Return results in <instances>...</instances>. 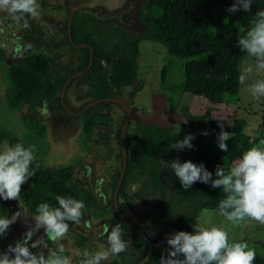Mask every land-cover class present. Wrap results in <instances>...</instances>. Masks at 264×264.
Here are the masks:
<instances>
[{
	"label": "trees",
	"instance_id": "1",
	"mask_svg": "<svg viewBox=\"0 0 264 264\" xmlns=\"http://www.w3.org/2000/svg\"><path fill=\"white\" fill-rule=\"evenodd\" d=\"M233 2L234 0H145L138 9V26L135 29L111 21L97 20L85 11H76L70 22L71 42H68L64 23L58 39L44 41L31 37L32 41L29 42L26 38L24 44H31L35 51L29 49L14 61L6 62L0 48V69L6 80L3 91L5 107L8 111L15 112L23 128L37 138H42L45 131L37 113V109L43 105L53 121L62 124L70 118L72 123L80 121L85 140L96 148L103 165L113 164L108 161L107 153L111 151V146L107 143L114 138L118 167L113 173V192L121 171L119 135L124 115L119 106L109 100L124 95L129 89L128 98L131 100L141 91L136 64L139 42L157 44L168 55L183 62V81L180 86L183 95L204 99L212 106L234 104L244 55L237 46V41L246 33L254 13L264 10V0H254L251 12L240 10L229 13L227 9ZM80 45L91 49V66L85 74L72 78L65 84L70 77L84 71L88 65L90 52L74 47ZM165 76L166 69L163 67L160 72L162 83ZM75 86L84 88L85 96L80 104L71 105L69 95ZM63 87L61 101L59 94ZM95 101L100 102L86 108L88 103ZM84 108L86 109L80 116L71 117V113L76 114ZM115 109L121 114H116ZM210 112L209 108L203 114L195 116L189 113L186 106H181L183 129L180 131L138 120H130L127 125L124 139L126 166L117 199H122L127 209L140 219L143 215L133 209L134 204L150 208V217L154 218L156 226H160L150 240L152 244L163 240L167 227L175 232H191L193 221L200 212L205 209L214 211L219 200L224 198L221 189L200 182H195L185 191L170 168L172 160L203 164L215 179L217 166L229 169L244 151L259 143L257 139H250L245 148L229 153L221 151L215 140L203 141L193 129L206 127L220 132L219 125L223 124V130L230 135H240L244 127L241 119L221 123L214 120ZM260 114V125L264 128V98ZM188 134L194 136L191 149H170L171 144ZM3 141H7L9 146L19 143L0 124V145ZM33 168L35 175L22 186L20 199L16 200L30 216L35 215V208L40 203L47 202L56 206V195L82 199L85 203L84 212L95 206L96 197L89 191L86 183H79L74 178L75 166H45L35 160ZM110 208L112 213L103 219L104 225L110 229L115 224H121L124 238L131 241V246L103 264H138L146 256V242L134 232L139 230L136 225L124 216L118 217L112 200ZM117 208L121 213L122 208L119 205ZM6 213V206L0 204V216H6ZM103 239L106 245L105 231ZM74 243L82 250L92 251L91 243L81 235L75 236ZM139 245L142 248L137 251ZM64 254L67 255V252ZM160 257L152 253L147 264H159ZM255 264H264V248L260 254L256 253Z\"/></svg>",
	"mask_w": 264,
	"mask_h": 264
},
{
	"label": "clouds",
	"instance_id": "2",
	"mask_svg": "<svg viewBox=\"0 0 264 264\" xmlns=\"http://www.w3.org/2000/svg\"><path fill=\"white\" fill-rule=\"evenodd\" d=\"M253 2L234 0L227 11L251 12ZM39 9L38 0H0V14H3L0 15V24L7 17L27 29L30 27L29 19L40 16ZM14 43L19 55L29 49L35 51L31 44ZM237 46L252 60L240 72L239 83L244 84L251 78L252 83L248 85L250 95L257 100L264 98V79L255 78L258 74H264V10L254 13L250 26L238 39ZM219 126L221 131L216 142L218 148L226 152V141L230 139V134L223 130V124ZM202 134L207 135V132ZM193 139L194 136L188 134L171 144L170 149H191ZM35 160L31 145L16 143L0 150V200L20 199L22 186L35 175ZM170 168L185 191L195 182L222 190L224 198L219 200L217 208L211 213L205 209L202 217L219 215L233 227H240L249 219L264 225V139L244 151L229 169L217 166L215 179L203 164L197 165L191 161L181 163L178 159L172 160ZM55 201L56 206L47 202L38 204L35 215L30 216L34 222L31 225L26 214L20 210L10 217L0 216V238L18 220H23L26 225L23 238L10 244L5 251H0V264H73V260L64 254L66 249L62 241L67 237L70 225L79 224L83 219L85 203L82 199L64 195H56ZM192 228V232L177 231L166 239L169 249L166 256L160 257L159 264H255V249L245 241H230L224 227L211 226L205 220L204 223L195 222ZM104 231L107 234L106 245H101L95 252L85 249L80 264H103L128 249L129 241L124 238L121 224H115L110 229L105 227ZM33 249L38 251L34 252Z\"/></svg>",
	"mask_w": 264,
	"mask_h": 264
},
{
	"label": "rangeland",
	"instance_id": "3",
	"mask_svg": "<svg viewBox=\"0 0 264 264\" xmlns=\"http://www.w3.org/2000/svg\"><path fill=\"white\" fill-rule=\"evenodd\" d=\"M143 1L89 0L88 6L97 18L107 19L122 16L126 20L133 21V13ZM129 10L133 12L127 15L126 11ZM17 29V24L7 17H5L4 23L0 24V47L3 51L8 49L7 55L5 56L6 62L14 61L20 56L15 51L14 42L17 39H14L12 45H10V37ZM49 31L52 35L54 29L50 28ZM138 52L139 55L136 60L138 83L142 85V89L131 100L128 99L130 89L127 90L126 94L118 98L128 109L130 108V120L152 122L159 126L173 127L175 130L180 131L183 129L180 113L181 106H186L189 113L195 116L203 114L205 110L210 108L211 117L218 122L228 123L235 118L244 121L242 133L240 135H230V139L226 141L228 146L227 152L234 153L245 148L250 139H257L259 142L264 139V128L260 125L263 98L257 100L250 95L248 85L252 83L251 78L244 84L239 83L237 99L234 104L212 106L204 99L182 94L180 91V86L183 81L182 61L168 55L161 46L148 41L139 42ZM249 63H252V60L244 52L240 72ZM163 67L166 69V76L162 83L160 81V72ZM255 78L264 79V74H258ZM5 86V74L0 69V124L10 131L19 143L34 147V155L36 156L37 162L45 166L54 167L75 166L74 178L76 181L79 183L85 182L90 191L97 197L95 206L89 208L87 211L86 216L88 221L94 226L101 224L100 220L112 213V209L110 208L113 186L112 179L113 173L118 167V158L115 157L117 149L114 138H111L109 141L111 151L107 153L108 161L113 162V166L103 165L100 162L96 148L93 144L91 145L85 140L80 121L74 126L53 121L44 105L37 109V113L42 119L45 131L42 138H37L23 128L15 112L6 109L3 101ZM84 96L85 89L80 86H75L69 95L70 104H80ZM114 112L121 114L118 109H115ZM192 131L197 133L203 141H216L219 133L206 127H198ZM204 132H207V135H203L202 133ZM6 146H9L7 141H3L0 145V150ZM117 202L121 204L122 215L146 233L149 238L155 235L160 226L158 227L154 224V218L152 216L150 217V208L148 206L134 204L133 209L143 215L140 219L133 215L121 200ZM203 212L204 210L200 212L199 216L193 221V224L195 222L204 223L207 220L211 226H222L228 231L230 241H245L251 248L255 249L257 254L262 252L264 248V225L256 221L246 220L240 227H233L219 215L202 217ZM209 212L211 213L213 211ZM72 231L73 229L70 228L69 232ZM174 233L175 231L172 228H166L163 241L160 244L152 246V253L166 256V250L169 249L166 239ZM66 238L70 240V238L72 239V235L69 236L68 234ZM96 240L98 241L97 249L99 250L102 245V237ZM127 240L129 241V246H131V241L129 239ZM15 241H18V236L13 233H7L3 238H0V251H5ZM72 245V241L66 243V247H72ZM53 246L50 245V247ZM141 248L139 245L136 250L140 251ZM33 251H38V249H33ZM80 256L82 257V251L80 250H76L69 255L73 263L76 258L80 259Z\"/></svg>",
	"mask_w": 264,
	"mask_h": 264
},
{
	"label": "flooded vegetation",
	"instance_id": "4",
	"mask_svg": "<svg viewBox=\"0 0 264 264\" xmlns=\"http://www.w3.org/2000/svg\"><path fill=\"white\" fill-rule=\"evenodd\" d=\"M145 1V0H144ZM143 1V2H144ZM39 4H40V16H38L37 18L35 19H29V24H30V27L27 28V29H24L21 27L20 24L16 23L14 21L15 24H17L18 26V29L15 33L12 34V36H15V37H10V45H12V42L14 41V39H17V41H20L21 43L24 44V41H26V38L29 42H31V37H38V38H41L42 40L44 41H48L50 38L51 39H58L61 35L59 34V32H61V29L63 28V25L65 23V26H66V33H67V39H68V33H69V29H70V22H71V17L74 15V13L76 11L78 12H87V14H89L90 16H92L93 18L97 19V20H102V21H111L115 24H118L120 26H124L126 28H132V29H135L138 24L136 22V16H137V13H138V9L140 7V5L142 4V2L140 3V5L138 6V8L134 11L133 15H134V19L133 21H129V20H126L124 17L122 16H119V17H114V18H107V19H100V18H97L95 17V15L92 13V10L89 8L88 4H89V0H38ZM50 5V6H48ZM46 6V7H45ZM72 8V9H71ZM48 10V11H47ZM72 12V13H71ZM127 12V15L131 14L133 11H126ZM70 19V22L69 24L67 23V20ZM69 27V29H68ZM50 28H53L54 29V32H52L53 34L51 35L50 34ZM70 36V35H69ZM68 42H71V40L68 39ZM37 43V41H36ZM9 45V46H10ZM81 46H86V45H80V46H74L75 48H80ZM38 49H39V44L37 45ZM88 47V46H87ZM1 48V47H0ZM2 49V48H1ZM37 49V50H38ZM82 49H85V48H82ZM36 50V51H37ZM88 50V49H87ZM91 50V49H90ZM3 51V50H2ZM7 50L3 51V54H4V58L5 56L7 55ZM92 53V51H91ZM22 56V55H20ZM19 56V57H20ZM88 66V65H87ZM90 68V67H89ZM87 67L84 71L80 72V73H75L74 75L78 74L77 77H79L80 75L82 74H85L87 72ZM73 75V76H74ZM70 77L69 79H72V78H75V77ZM68 79V80H69ZM126 94V93H125ZM129 94V93H128ZM123 96V95H122ZM120 96H118L117 99L119 98ZM129 99V98H128ZM96 102V101H95ZM121 102V101H120ZM92 103V102H90ZM114 103V102H113ZM89 104V103H88ZM87 104V105H88ZM116 104V103H115ZM123 104V103H122ZM120 108V110L123 112V115H124V120H125V113H124V110L121 108V106L119 104H117ZM86 109V108H84ZM83 110V109H82ZM129 111L130 108L128 109ZM85 111V110H84ZM79 113V112H78ZM76 113V114H78ZM76 114H72L71 113V117H78L76 116ZM80 116V115H79ZM71 119V118H70ZM70 119H68L67 121H65V123H67V125L69 126H74L76 123H72L70 121ZM130 121V119H129ZM129 123V122H128ZM122 129V128H121ZM110 141V140H109ZM109 141L107 144H109ZM95 142V141H94ZM110 145V144H109ZM97 146H99V144H97ZM110 149V148H109ZM121 149V148H120ZM126 151V150H125ZM110 152V151H109ZM127 154V153H126ZM116 187V186H115ZM114 187V189H115ZM88 188V187H87ZM89 189V188H88ZM119 189V188H118ZM90 191V189H89ZM91 192V191H90ZM92 193V192H91ZM118 193V192H117ZM93 194V193H92ZM95 197L96 195L93 194ZM113 195H114V190L112 192V206H113V209L114 211L117 213L118 217L121 218L123 217L124 215H122V212L120 213V211L118 210L117 206L119 205L121 207V204L118 203L117 201L118 200H121L122 203L125 205V202L122 200V199H117V195H116V199L114 201L113 199ZM16 204H17V207L19 208L20 211H23L25 214H26V217L28 219V224L31 225L33 224L34 222L31 220L30 218V215L25 212L21 206L17 203V201L15 200ZM96 202H97V197H96ZM118 203V204H117ZM126 207V205H125ZM7 208V213H6V216H10V209L6 206ZM127 208V207H126ZM88 211V210H87ZM87 211L84 212V216H83V219L81 220V222L79 224H71L70 225V228L73 229L72 232H69V236L72 235V239L70 238V240H67V238H65L64 240V246H65V249H66V252H67V256H69L70 254H72V252L76 251V250H80V251H84L80 248H78L76 245H75V236L76 235H81L83 236L84 238H87V240L91 243L92 247V252H95L97 251V238L99 237H102V245H104V239H103V233H104V229L105 226L104 223H103V219L100 220V223L98 226H94L92 224L89 223L88 221V218H87ZM122 211V210H121ZM125 217V216H124ZM106 218V217H105ZM126 218V217H125ZM127 219V218H126ZM131 222V221H130ZM132 223V222H131ZM168 228V227H167ZM171 228V227H170ZM139 229V228H138ZM26 231V225L24 223L23 220H19V223L17 224V227L14 229V230H11L9 229V231L7 233H13L15 235L18 236V240H21L23 238V233ZM83 232V233H82ZM135 233H137L139 236L142 237V239L146 242V245L147 243L149 242L151 244V248L152 246L154 245H157V244H160L161 242L159 243H156V244H152L150 242V240L154 237H151L149 238L148 235H146V233H144L143 231H141L140 229L139 230H134ZM140 232L144 233L141 234ZM157 232V231H156ZM42 234V232L40 233ZM87 234V235H85ZM7 235V234H6ZM39 235V234H38ZM34 239V238H33ZM163 239H164V233H163ZM73 243L72 247H66V243L67 242H71ZM54 247V246H53ZM147 250H148V247H147ZM147 254V252H146ZM152 254V250H151V253L150 255ZM149 255V256H150ZM81 257V256H80ZM83 257H81L80 259L76 258L75 259V262L73 264H80V260L82 259ZM145 258V257H144ZM149 258V257H148ZM112 259V258H111ZM109 259V260H111ZM144 260V259H143ZM142 260V261H143ZM147 261V260H146ZM140 263V262H139ZM138 263V264H139Z\"/></svg>",
	"mask_w": 264,
	"mask_h": 264
},
{
	"label": "water",
	"instance_id": "5",
	"mask_svg": "<svg viewBox=\"0 0 264 264\" xmlns=\"http://www.w3.org/2000/svg\"><path fill=\"white\" fill-rule=\"evenodd\" d=\"M72 9V8H71ZM72 13V12H71ZM70 22V19L67 20V23L69 24ZM69 29V27H68ZM70 34L68 33V39L70 40ZM80 48H85V49H88L89 52H90V57H89V61H88V66H87V70L89 69V67L91 66V63H92V53H91V50L89 47L87 46H81ZM78 74L74 75L73 77H77ZM70 80V79H69ZM67 80L65 82V84L69 81ZM63 90H64V87L61 89L60 91V94H59V97H60V100L62 101V93H63ZM111 102H114L116 104H119L121 106V108L124 110V113H125V120H124V124L122 126V129H121V132H120V135H119V142H120V148H121V160H122V164H121V171H120V174H119V178H118V181H117V184H116V187L114 189V195H113V199L115 201L116 199V195H117V192H118V188L121 184V181L123 179V176H124V171H125V166H126V151H125V143H124V139H125V133H126V128H127V125H128V122H129V119H130V111L128 110V108L122 104L119 100L117 99H111L109 100ZM100 101H96V102H92V103H89L86 108H89V107H92L93 105L99 103ZM85 109L81 110L78 114H76V116H79L81 115L83 112H84ZM143 123H152V122H143ZM152 124H155V123H152ZM157 125V124H155ZM159 126V125H157ZM161 127H164V126H161ZM0 204H3L5 206H7L9 209H10V216L19 210V208L17 207V204L15 202V200H10V201H3V200H0ZM9 216V217H10ZM19 223V220L14 223L13 225H11L10 229L11 230H14L16 227H17V224ZM147 247H148V250H147V254L144 258L143 261H141L139 264H143L149 257L150 253H151V244L148 242L147 243Z\"/></svg>",
	"mask_w": 264,
	"mask_h": 264
}]
</instances>
